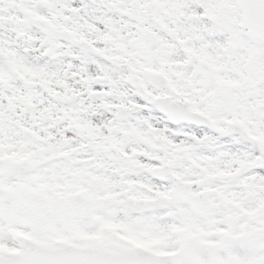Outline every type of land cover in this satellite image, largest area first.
Segmentation results:
<instances>
[{
  "label": "snow or ice",
  "instance_id": "1",
  "mask_svg": "<svg viewBox=\"0 0 264 264\" xmlns=\"http://www.w3.org/2000/svg\"><path fill=\"white\" fill-rule=\"evenodd\" d=\"M0 264H264V0H0Z\"/></svg>",
  "mask_w": 264,
  "mask_h": 264
}]
</instances>
